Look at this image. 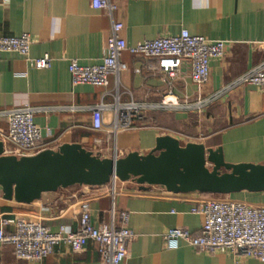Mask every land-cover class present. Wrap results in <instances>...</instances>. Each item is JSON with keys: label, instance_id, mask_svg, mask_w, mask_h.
<instances>
[{"label": "crops", "instance_id": "crops-1", "mask_svg": "<svg viewBox=\"0 0 264 264\" xmlns=\"http://www.w3.org/2000/svg\"><path fill=\"white\" fill-rule=\"evenodd\" d=\"M112 17L95 10L89 0H0V36L29 34V58L47 55L48 69L33 68L16 52L0 51V130L7 122L1 112L28 104L36 111L34 123L41 130L40 144L57 149L80 144L100 157L120 158L135 151H150L160 135L176 138L180 145L202 143L219 148L224 162H264V89L237 84L230 92L209 103L202 111L147 107L132 116L131 126L116 134L91 128V109L100 103L113 110L136 103L155 106L166 90L177 98L193 99L196 86L190 66L183 64L174 78L160 73L154 60L124 51L120 61L126 69L108 76V85H73L67 69L70 59L81 65L102 62L112 21L122 24L126 44L162 36H175L183 29L190 35L227 42L221 59H212L205 98L228 86L264 61V0H110ZM194 101V100H193ZM111 182L100 186H71L49 192L32 203L5 200L0 195V228L13 229L8 221L37 218L52 232L61 226L77 227L67 208L81 199L88 201L93 226L114 222L129 213V226L136 238L129 244L126 259L119 264H264L248 258L236 262L227 253L208 254L180 241L177 249L165 247L169 228L197 234L203 216L190 210L199 192L172 193L159 186L140 189L131 181L115 182L116 193H107ZM231 198L264 204V192H239ZM0 264H34L17 259L8 244L0 245ZM43 264H102L98 245L88 240L82 252H73L60 242Z\"/></svg>", "mask_w": 264, "mask_h": 264}, {"label": "built area", "instance_id": "built-area-1", "mask_svg": "<svg viewBox=\"0 0 264 264\" xmlns=\"http://www.w3.org/2000/svg\"><path fill=\"white\" fill-rule=\"evenodd\" d=\"M89 1L92 9L105 10L112 17L115 6L110 0ZM122 27L120 22L112 21L101 63L81 65L77 59L69 60L67 69L73 85L107 86L109 75L117 77L119 72L126 69V65L120 61V56L124 51H128L133 55L153 59L157 70L170 79L177 75L183 64H188L191 81L196 86V95L193 99L187 97L179 99L172 91L166 90L155 106L133 102L122 108L116 106L112 117L109 108L100 103L91 109L93 130L113 134L126 130L131 126L129 121L131 117L140 116L147 107L202 111L209 103L230 92L237 84H251L264 89L262 61L228 86L203 98L204 88L209 81L210 61L223 58L226 41L193 36L183 29L175 36H162L128 45L120 35ZM30 44L31 38L26 33L19 36H0V51L16 52L25 56L33 68L48 69L51 60L47 55L32 59L28 57ZM35 111L36 108L24 104L1 112L7 122L6 130H0L3 155L30 156L49 149L46 144L39 143L41 130L33 121ZM116 181L117 179L113 178L111 187L107 190L112 199L116 193ZM66 211L70 218L77 216L75 229L61 226L58 231L52 232L41 225L37 218L18 217L8 221L13 227L10 233L5 234L0 228V245H10L17 259L34 264H43L53 247L60 242L67 244L73 252H82L88 240L97 243L102 264H119L127 258L129 244L136 238V234L129 226L128 212H119V226H115L113 221L93 226L86 199L71 204ZM190 212L203 216L199 232L193 234L184 229H167L163 239L168 250L177 249L179 242L184 241L189 246L208 254L227 253L236 262L248 258L264 262V204L247 203L233 199L229 195L209 194L201 195Z\"/></svg>", "mask_w": 264, "mask_h": 264}, {"label": "water", "instance_id": "water-1", "mask_svg": "<svg viewBox=\"0 0 264 264\" xmlns=\"http://www.w3.org/2000/svg\"><path fill=\"white\" fill-rule=\"evenodd\" d=\"M2 152L0 140V195L24 204L71 186L100 187L113 178L131 181L140 189L159 186L172 193L264 192V162L226 163L219 148L194 142L180 145L169 135L158 136L145 154L132 151L120 158L100 157L77 143L30 156Z\"/></svg>", "mask_w": 264, "mask_h": 264}, {"label": "trees", "instance_id": "trees-1", "mask_svg": "<svg viewBox=\"0 0 264 264\" xmlns=\"http://www.w3.org/2000/svg\"><path fill=\"white\" fill-rule=\"evenodd\" d=\"M202 195H209V194H207V193H201ZM231 196H235L236 194L234 193V194H230Z\"/></svg>", "mask_w": 264, "mask_h": 264}]
</instances>
